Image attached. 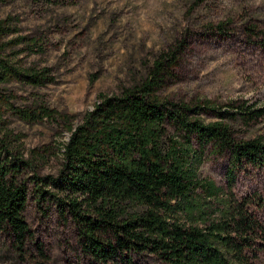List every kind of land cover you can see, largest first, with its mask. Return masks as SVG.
<instances>
[{"label": "trees", "instance_id": "16d2710c", "mask_svg": "<svg viewBox=\"0 0 264 264\" xmlns=\"http://www.w3.org/2000/svg\"><path fill=\"white\" fill-rule=\"evenodd\" d=\"M17 32L8 20L0 21V232L18 252L32 238L25 216L31 198L45 214L55 208L64 221H72L84 252L100 264H127V254L143 253L165 264H250L249 255L264 250V223L246 202H231L206 227L182 222L178 215L198 190L212 200L222 193L200 178L207 147L215 155H230L229 185L237 169L264 168V139L238 140L229 123L240 118L249 124L264 116V108L241 103L230 104L236 111H220L161 102L157 93L177 61L171 51L155 61L146 80L103 97L77 125L63 117L70 138L58 149L60 169L42 175L52 153L45 148L26 155L7 117L38 124L58 122L60 116L44 106L16 105L13 83L52 82L48 71L21 64L17 48L26 39H11ZM205 110L216 112L217 119H202ZM169 127L176 134L170 135Z\"/></svg>", "mask_w": 264, "mask_h": 264}, {"label": "rangeland", "instance_id": "374dc122", "mask_svg": "<svg viewBox=\"0 0 264 264\" xmlns=\"http://www.w3.org/2000/svg\"><path fill=\"white\" fill-rule=\"evenodd\" d=\"M6 20L18 30L11 39H26L17 48L21 64L46 70L52 79L43 87L10 86L18 107L44 106L60 116L58 122L38 124L7 117L26 155L45 148L52 153L42 175L60 169L58 149L70 138L63 117L77 125L103 97L146 80L155 61L171 51L177 61L157 93L161 102L220 111H236L230 104L241 103L264 108V0H7L0 4V21ZM200 116L217 119L213 111ZM229 123L238 140L264 139V116L249 124L240 118ZM169 132L176 134L172 127ZM230 166L229 154L206 148L200 178L222 193L212 200L198 190L178 214L182 222L209 226L234 201L248 203L264 223V168L237 169L229 185ZM25 216L31 241L18 252L11 237L0 232V264H100L84 252L75 224L57 209L45 214L31 198ZM248 258L250 264H264V250ZM127 260L165 264L150 253L127 254Z\"/></svg>", "mask_w": 264, "mask_h": 264}]
</instances>
